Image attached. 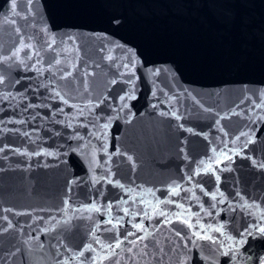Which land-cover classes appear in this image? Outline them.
Returning a JSON list of instances; mask_svg holds the SVG:
<instances>
[{
    "label": "water",
    "instance_id": "95a60500",
    "mask_svg": "<svg viewBox=\"0 0 264 264\" xmlns=\"http://www.w3.org/2000/svg\"><path fill=\"white\" fill-rule=\"evenodd\" d=\"M15 3L0 264H261L264 0Z\"/></svg>",
    "mask_w": 264,
    "mask_h": 264
},
{
    "label": "snow or ice",
    "instance_id": "6c2138e0",
    "mask_svg": "<svg viewBox=\"0 0 264 264\" xmlns=\"http://www.w3.org/2000/svg\"><path fill=\"white\" fill-rule=\"evenodd\" d=\"M12 7H13V9L16 8L15 0H13ZM17 31H18V30H17ZM51 46H52V42H49V47H51ZM31 47H32L31 45H25V44L21 41L20 47L16 48V50L13 51V52L11 53V56H5V57H3V58H0V64L4 63V62L7 61V60L12 59L13 57H16V58L18 59L19 56H20V53H21L22 51H24L25 49H30ZM31 58H32L31 56L28 57V59H31ZM110 58H111V57H109V59H110ZM18 62H22V61H19V60H18ZM56 63L59 64L60 61H56ZM66 78H67V77H65V79H66ZM18 82H19V81H17V83H18ZM3 83H4V78H3L2 76H0V84H3ZM56 95L59 96V93H57ZM130 98H133V97H131V96H129V97H124V96L120 97L121 101H124V100H126V99H130ZM2 99H3L4 101H7V100L9 99V97H8L7 95H5V96L2 97ZM65 103H67V101H65ZM256 106H257V107H264V102L258 103ZM25 110H27V109H25ZM104 127L107 128L108 125L105 124ZM188 131H192V130H191V129H188ZM251 142H252L251 140L248 141V143H251ZM2 150H3V149H0V151H2ZM237 154H239V153H237ZM129 160H131V157H129ZM259 167L264 168V164H260ZM209 170L211 171V169H209ZM217 179H219V177H217ZM173 191H175V190H173ZM213 198L215 199V195H213ZM97 210H98V209H97ZM125 214H127V213H125ZM160 215H164V213L161 212ZM108 223H111V221H108ZM185 223H187V221H185ZM189 226L191 227V225H189ZM9 227H12V226L9 225ZM135 227H136L137 231H142V230H143V225H142V224H136ZM257 230H258L261 234H264V227H260V228L257 229ZM4 231H7V229H4ZM216 231L219 232L220 229L217 228ZM127 235H128V234H126V236H127ZM131 235H135V233H132ZM194 235H196V236H198L199 238H202V239H203V238H207V239H209V240H212V237H202V236H200L199 233H194ZM143 239H145V237H137V240H138V241H139V240H143ZM213 242H214V241H213ZM109 247H111V245H109ZM116 247L119 248V247H120V244L117 243V244H116ZM90 248H91V246H89V249H90ZM231 251H232V249H231V247H229V252L224 253V254H225V255H229V254L231 253ZM81 255H83V253H81ZM181 264H186V262L182 261ZM261 264H264V261H261Z\"/></svg>",
    "mask_w": 264,
    "mask_h": 264
}]
</instances>
